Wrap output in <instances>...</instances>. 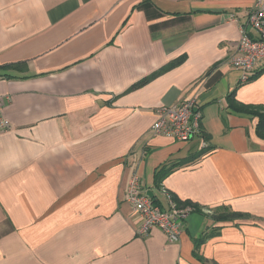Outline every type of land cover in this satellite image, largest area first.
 <instances>
[{
  "label": "crops",
  "instance_id": "0c3cea01",
  "mask_svg": "<svg viewBox=\"0 0 264 264\" xmlns=\"http://www.w3.org/2000/svg\"><path fill=\"white\" fill-rule=\"evenodd\" d=\"M255 2L0 0V264H264V138L227 100L264 106V69L230 64ZM191 99L199 135H155ZM203 150L163 182L191 210L180 240L138 236L132 175L168 209L157 170Z\"/></svg>",
  "mask_w": 264,
  "mask_h": 264
},
{
  "label": "built area",
  "instance_id": "2783aa9c",
  "mask_svg": "<svg viewBox=\"0 0 264 264\" xmlns=\"http://www.w3.org/2000/svg\"><path fill=\"white\" fill-rule=\"evenodd\" d=\"M240 30L241 38L234 46L230 64L241 72L240 81L245 83L264 69V0H256L247 14L246 24L241 25ZM6 104L7 99L0 94V113ZM156 117L155 135L176 142H189L201 131L199 126L203 113L197 102L191 99L173 106H161L156 111ZM0 126L8 129L9 123L0 119ZM141 187V176L138 173L133 174L128 184L126 202L139 219L137 235L145 236L158 229L170 242H178L183 234V222L191 210L179 209L163 186L161 192L168 199V209L154 204Z\"/></svg>",
  "mask_w": 264,
  "mask_h": 264
},
{
  "label": "trees",
  "instance_id": "16d2710c",
  "mask_svg": "<svg viewBox=\"0 0 264 264\" xmlns=\"http://www.w3.org/2000/svg\"><path fill=\"white\" fill-rule=\"evenodd\" d=\"M180 63H181V59L175 60L174 62L169 64V66L163 67L162 69L155 72L151 76H148L147 78H145V79L141 80L140 82L136 83L135 85H133L132 89L144 86L145 84L149 83L154 78L165 73L166 71L170 70L171 68L176 67ZM4 68L9 69L11 71L18 70V69H22V64L11 65V66H7ZM5 76H8V75H5ZM227 100L229 101V107L232 110L239 112V113H244V114H249V115L259 117V126H258L257 132L261 138H264V106H261V105H258V106L245 105V104H242V103L235 101L234 97H232V96H229L227 98ZM201 135L203 136V138L205 139L206 142H209L210 137H208L204 132H202ZM205 152H206V150H203V152L199 153V155H192L186 159L179 160L177 162H170V163H167V164L161 166L157 170L156 178H155V183L157 185V188L161 190L164 180L172 171H174L180 167H183V165H188V164L194 163ZM152 201L154 204L159 205V202L155 198Z\"/></svg>",
  "mask_w": 264,
  "mask_h": 264
},
{
  "label": "rangeland",
  "instance_id": "374dc122",
  "mask_svg": "<svg viewBox=\"0 0 264 264\" xmlns=\"http://www.w3.org/2000/svg\"><path fill=\"white\" fill-rule=\"evenodd\" d=\"M199 129L202 131V123H200Z\"/></svg>",
  "mask_w": 264,
  "mask_h": 264
},
{
  "label": "water",
  "instance_id": "95a60500",
  "mask_svg": "<svg viewBox=\"0 0 264 264\" xmlns=\"http://www.w3.org/2000/svg\"><path fill=\"white\" fill-rule=\"evenodd\" d=\"M149 196L153 197V195L151 193H149Z\"/></svg>",
  "mask_w": 264,
  "mask_h": 264
}]
</instances>
